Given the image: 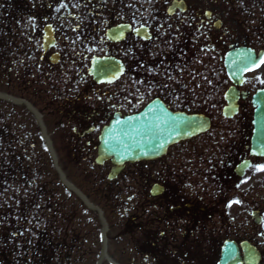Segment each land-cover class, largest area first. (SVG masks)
Instances as JSON below:
<instances>
[{"label": "flooded vegetation", "instance_id": "obj_1", "mask_svg": "<svg viewBox=\"0 0 264 264\" xmlns=\"http://www.w3.org/2000/svg\"><path fill=\"white\" fill-rule=\"evenodd\" d=\"M130 2L143 7L146 13L155 12V15L149 20L140 21L131 13H126L123 17L114 13L111 16V22L123 20L136 25L145 24L154 33L156 26L159 25V29H164V35L156 34V38L159 44L166 46L162 50L161 61L167 64L179 57L180 49L172 50L170 45L174 41H179L180 37L185 39L189 35L192 39L199 38L201 51H212L211 45L204 46V43L212 41L214 20L221 18L224 22L227 18L225 11L220 10L221 8L228 6L243 10L254 9L256 11L254 14L260 15L261 22H264V0H131ZM101 9L100 6L97 8V15L101 14ZM206 12L210 15L206 16ZM140 22L141 24H137ZM164 26L168 27V36ZM182 26L185 27L182 28ZM171 29H176V31H171ZM187 30L190 34H187ZM216 37L222 38V36ZM223 37H228V34L224 33ZM130 39L149 47L148 44L133 37ZM114 48L111 50L113 51ZM135 55L139 56L140 52L136 50ZM165 84L168 87L179 88L180 82H162V85ZM168 93L173 94L172 102H174L175 91ZM117 95L115 92L114 97L117 98ZM189 100L192 105L197 104L198 100L200 103L209 104L224 102L223 97L219 100L211 96L202 98L196 96V93H193ZM166 101L170 104L168 99ZM121 108L120 105L119 109ZM247 117L244 112H240L232 119L233 123L240 124L244 133L250 125ZM239 129L238 127L237 130ZM223 130L228 132L229 125H223ZM181 150L179 146H175L160 161L145 163L142 169L140 168L142 172L139 176L145 177L143 184L146 187L150 184V178L164 187L163 194L157 200L160 208L161 227L159 230L164 235L158 237L160 245L167 247L172 244L175 247L190 232L186 241L190 242L195 250L198 251L201 246L207 244L216 246L219 238L213 237L211 225L213 216L219 213L221 235L235 240L239 246L247 244L256 249L260 264H264V171H257L255 167L257 164H264V159L252 158L251 164L245 171L240 170V173L234 171L235 167H238L244 160L250 159L249 146L246 145L244 136L241 141L234 140L224 149L221 147L220 151H213L210 145L200 154L198 160L201 165L206 166L205 173L208 175V183H213V175H216L215 169L220 170V178L224 183L223 207L221 201L220 203L213 202V199L209 198V184L196 186V179L191 178V175L195 177L196 174H200L199 170L203 167L196 165V162L192 160L181 161L179 154ZM237 185L240 186L237 187ZM234 199H239L242 203L229 206ZM219 205L221 208H218ZM147 232L146 227V235ZM202 264L206 262L203 261Z\"/></svg>", "mask_w": 264, "mask_h": 264}, {"label": "water", "instance_id": "obj_2", "mask_svg": "<svg viewBox=\"0 0 264 264\" xmlns=\"http://www.w3.org/2000/svg\"><path fill=\"white\" fill-rule=\"evenodd\" d=\"M235 54V53H234ZM172 118L175 120H170L162 129L166 140L164 141L165 146L167 143L180 138L189 137L200 131H203L207 127V121L200 119V117L187 116L185 114H176ZM264 117L261 116L259 121H263ZM191 124V127L187 125ZM116 131V124H113L104 134L102 154L104 156H114L115 162L121 167L123 163L127 160H135L144 156V152L151 153L156 147H159L156 141H153L151 148L146 142L142 140L141 129L137 132V136L133 135L132 139L136 141V144L131 145L130 142L124 141L120 146L114 147L108 142L112 139ZM264 134V131H261ZM108 141L105 143V141ZM115 143L118 145L117 139H114Z\"/></svg>", "mask_w": 264, "mask_h": 264}, {"label": "snow or ice", "instance_id": "obj_3", "mask_svg": "<svg viewBox=\"0 0 264 264\" xmlns=\"http://www.w3.org/2000/svg\"><path fill=\"white\" fill-rule=\"evenodd\" d=\"M68 4L66 2H64V0H60L59 4L54 8V11L56 13L61 12L62 9H66L68 8ZM53 6L50 4L49 8H52ZM72 7H79L78 4H73ZM205 15H210V13H205ZM32 23L33 26H35V18L34 17H30L29 18ZM47 29L52 30V25L51 24H47L46 25ZM119 29H123L125 27H129L131 28V25H119L118 26ZM146 26L144 24H141L139 28H132V31H134L137 35H140L141 33V29H144ZM79 29V25H77L76 27H74L72 29L73 32H78ZM45 35H47V33H45ZM123 35L122 32L119 33H113L112 36L113 38L119 39L121 36ZM143 39H150L151 37L148 35H144L142 37ZM49 43H51V41H48ZM73 43H75V41H73ZM94 63L96 64V70H95V75L96 78L99 80L100 76H111V79H108L106 82L111 84L113 83V81L115 79H117V73H121L122 72V66H114L111 63H100L97 61H94ZM233 64L236 66V72L241 71V66H243V70L244 71H254L255 69L259 68L261 65H264V53H260L258 54V56L256 58H253V50L252 49H242V50H237L236 53V59L233 60ZM232 65H230L231 67ZM147 71L149 72H153L154 69H147ZM169 79H172L171 76H169ZM257 79H260L259 77H257ZM83 80V78H82ZM103 82V81H102ZM135 83H140L143 84L144 81H136ZM209 83H211V81H209ZM260 83L264 84V79H260ZM166 87V85H165ZM98 99H103L102 97H97ZM91 99V98H89ZM153 111L152 108H149V112ZM135 119V117H128V120L131 121ZM173 121L175 120V118H171ZM116 124H121L122 121L117 118L115 120ZM123 123H127V121L123 122ZM188 127H191V124L187 125ZM73 131H76V129L74 128ZM108 141L106 140L105 143H107ZM160 147H163V144L160 145ZM144 155L147 156L148 153L144 152ZM256 170L257 171H264V164H257L255 165ZM243 183V181H242ZM240 185H237V187H239ZM157 191H159V189H157ZM129 199H131V197H129ZM242 203L239 199H234L229 203V206H231V204H240ZM37 207H39V205H37ZM17 219H19V217H17ZM29 231H31L29 229ZM20 235H23V233H19ZM12 235H17V233H13Z\"/></svg>", "mask_w": 264, "mask_h": 264}, {"label": "rangeland", "instance_id": "obj_4", "mask_svg": "<svg viewBox=\"0 0 264 264\" xmlns=\"http://www.w3.org/2000/svg\"><path fill=\"white\" fill-rule=\"evenodd\" d=\"M263 71H264V68H263ZM44 121H45V125H46V129H47V131L48 132H51V129H52V122L50 123V124H47V122H46V120H45V118H44ZM58 159H59V162H60V164H62V158H61V155H58ZM114 226V225H113ZM109 232H108V234H109V241H108V243H107V253H108V255L110 256V257H115V258H121V250H120V248H121V246L122 245H127V242L126 241H124L125 239H121L122 240V245H119V244H121L120 243V240L118 239V241L117 240H113V237L115 236V234H116V231L118 230H120V228H117V227H115L114 226V228H112L111 227V225L109 224ZM90 259H89V264H94L95 263V256L93 257V256H91L90 255ZM104 264H106V263H104Z\"/></svg>", "mask_w": 264, "mask_h": 264}, {"label": "trees", "instance_id": "obj_5", "mask_svg": "<svg viewBox=\"0 0 264 264\" xmlns=\"http://www.w3.org/2000/svg\"><path fill=\"white\" fill-rule=\"evenodd\" d=\"M53 213H56V211H54ZM22 223H23V222H22ZM23 224H24V223H23ZM39 245H40V244H39ZM39 245H38V247H39ZM51 251H52V257H53V256L55 255L57 249H51ZM26 255H28V254H26ZM26 255H24L23 258H25Z\"/></svg>", "mask_w": 264, "mask_h": 264}]
</instances>
